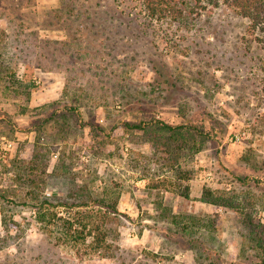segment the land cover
Returning <instances> with one entry per match:
<instances>
[{
  "label": "rangeland",
  "instance_id": "rangeland-1",
  "mask_svg": "<svg viewBox=\"0 0 264 264\" xmlns=\"http://www.w3.org/2000/svg\"><path fill=\"white\" fill-rule=\"evenodd\" d=\"M194 12L0 0V264H264L246 214L202 201L264 228V49L229 7ZM92 217L105 243L74 246Z\"/></svg>",
  "mask_w": 264,
  "mask_h": 264
},
{
  "label": "trees",
  "instance_id": "trees-1",
  "mask_svg": "<svg viewBox=\"0 0 264 264\" xmlns=\"http://www.w3.org/2000/svg\"><path fill=\"white\" fill-rule=\"evenodd\" d=\"M146 8L147 13L152 17H173L178 18L184 15L188 9L198 11L199 9L210 11V9L216 8L223 4L230 9H232L237 15L248 20L247 31L249 34L254 36L255 41L262 45L264 49V0H142ZM195 13V12H194ZM161 128H165L167 131L171 132L173 135H181V128L183 126L177 125L172 126L171 124L164 123L162 121H154ZM147 123L140 124H126L128 129H137L140 131L146 130ZM191 127L187 126L185 132H188ZM202 134V137L208 139L211 135L206 131H198ZM193 137L196 134H192ZM202 143V141H201ZM34 169V168H33ZM188 190V188H186ZM186 193L184 197H187ZM202 201L217 205L220 207L230 208L234 211H240L241 215L246 214V219L244 224L250 228L251 236L253 237V242L255 247L264 254V228L256 220V216L251 215L236 196H230L223 193L216 195L211 189H204L202 192ZM44 205L47 206L44 208ZM64 204H59L56 206H62ZM41 210L38 212V218L40 221H45L46 216L52 212L49 211L50 208L54 207L47 200L41 203ZM78 207V206H76ZM246 211V212H245ZM48 213V214H47ZM55 216V214L53 215ZM85 218V217H84ZM84 221V222H83ZM69 226L67 228L68 233L74 240H70L75 246L79 240H86L87 236H94V241L92 242V247L99 249L105 243V233L101 225L97 224L92 217L91 222H85L84 219H79L77 224L80 228H75L73 223L68 222ZM91 224V225H90ZM80 229V230H79ZM98 231H102L99 233ZM98 232V233H97ZM73 233V234H72ZM98 235L101 236L100 240Z\"/></svg>",
  "mask_w": 264,
  "mask_h": 264
}]
</instances>
